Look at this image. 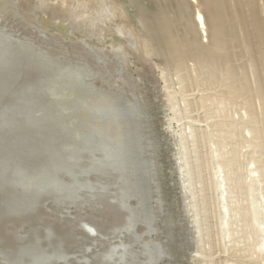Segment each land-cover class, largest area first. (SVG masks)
Listing matches in <instances>:
<instances>
[{
	"label": "rangeland",
	"instance_id": "374dc122",
	"mask_svg": "<svg viewBox=\"0 0 264 264\" xmlns=\"http://www.w3.org/2000/svg\"><path fill=\"white\" fill-rule=\"evenodd\" d=\"M98 2L0 0V264H133L134 260L136 264L141 236L160 249L156 264L217 262L216 246L225 242L216 236L220 207L214 187L219 179L211 171L217 154L210 153L214 147L210 149L202 134L219 130L213 124L220 118L210 120L193 101L184 109L178 96H172L175 81L162 77L161 61L145 57L124 39L128 77L122 73L123 82L113 79L117 74L110 68L111 78L91 77L95 84L85 79L82 87L88 89L75 92L79 97L72 93L75 97L62 99L48 90V81L65 66L86 67L89 61L83 51L87 47L109 52L111 44L118 46L122 30H137L118 2L109 10L95 6ZM34 14L69 22L72 31L56 35L58 28L35 19ZM112 81L122 84L112 94L120 100L123 112L120 121L115 119L117 127L112 121L116 129L105 125L106 131L96 116L90 119L96 109L91 99L99 97L91 90L96 87L104 92ZM106 97L100 100L105 102ZM126 104L138 106L142 116L130 121L133 111ZM193 121L190 133L188 124ZM207 126L212 127L208 130ZM116 132L123 158L106 167L107 154L116 148V142L109 144ZM224 143L227 151L239 146L242 167L253 168L244 164L249 149L239 137L226 138ZM89 147H94V154ZM100 155L104 157L99 160ZM184 164L187 167L181 170ZM244 167L240 176L246 186L252 176ZM134 234L138 239H132ZM240 241L235 245L238 248L231 245L229 258L247 248L249 241Z\"/></svg>",
	"mask_w": 264,
	"mask_h": 264
},
{
	"label": "bare ground",
	"instance_id": "6f19581e",
	"mask_svg": "<svg viewBox=\"0 0 264 264\" xmlns=\"http://www.w3.org/2000/svg\"><path fill=\"white\" fill-rule=\"evenodd\" d=\"M125 1L101 0V2L96 3L95 6L97 5L98 7H104L106 10H109L115 6L114 2H118L121 9L131 17V21L134 23L137 30L135 32H132L130 29L122 30V38L117 41L118 46L111 44L109 52H107V50H100L98 52L95 49L87 47L86 51H83V58L89 61V63L86 62V67L68 65L65 66L64 69L60 68V74L58 73L59 75H57V77L51 78V80L48 81V90L54 94H61L62 99L64 97H70L74 95L72 93L79 92L80 90L82 91L85 82H87H84L85 79L91 77L97 78V80L98 77L111 78L110 68L117 74L113 79L118 78L120 82H123L122 75L125 74V76L128 77L126 68L127 59L125 56L126 50L124 49L123 39L132 49L141 50L145 57H155L160 60L163 66L162 77L168 81L171 79L175 81L177 89L172 96L174 98H176V95L178 96L184 109L189 104V101H193L199 110H204V114L207 115V118L210 117V120H212V118H220L216 123L213 122V127L216 128L217 126L219 128V130L214 132L215 134L212 132H203L202 134V139H204V141L206 140L205 142L210 145V149H212V146L214 147V150L210 151V153L217 154L216 157L213 156L215 158V166L213 169L211 168L212 171L209 170L212 173V177L216 176V179H219V181H217L214 178V182L217 181L214 187L216 188L215 191H217V196H215L218 198L216 199L218 203L215 202L219 204L220 207L218 208L219 211L216 210L219 212V214L217 213L219 217L217 218L218 228L216 229V236L219 235L218 237L221 238V242L225 241L224 243L222 242V247L219 243L217 246L215 245L218 247L217 250L219 252V256L218 254V257L215 256L217 259L214 257L217 262H214L212 259H209V261H211V264H264V0ZM130 8H132L131 13L129 12ZM34 16L35 19L58 28L60 33L56 35L62 36L61 31L63 30L67 32L72 31L71 24L64 20H52L45 14H34ZM133 29L134 28H132V30ZM108 39L112 40L113 38L109 36ZM108 39H104L103 42L109 41ZM83 45L85 46V44ZM1 53L0 51V54ZM7 53L9 54V52ZM91 54L95 55L96 59H93ZM5 55L4 58L6 57ZM91 60H97V62L100 63L90 64ZM110 64L111 66H109ZM169 70L172 71V75L169 74ZM92 78L88 81L92 80ZM94 80L95 79L91 82ZM107 84L109 89L107 88L104 92H100L96 87H94L95 90H91L92 95L95 94V97H99H97V99H91V101L96 103L94 107L96 109L93 112L90 111L95 113L94 115L92 114L93 118L90 119L92 121L96 116V119H98L96 121H101L100 126L102 128L103 126L105 127V125L112 127V121H114L113 124L116 125L117 121H120V117L118 119V116L123 112L120 100L118 101L117 98H115L116 95L112 94L115 90L120 91L122 84L114 81ZM85 88L88 89L87 86ZM89 88H92V85ZM85 90L83 92H85ZM63 91L66 92L64 93ZM93 91H95V93ZM77 95L78 93L76 96ZM106 96L109 98L107 99ZM100 97H106L105 99H107V101H101ZM88 99L90 100V98ZM78 100L81 99L77 98V101ZM91 104L93 105L94 103ZM82 105L83 103L81 106ZM87 106L89 107V105ZM129 106L128 108H131L133 111V114L130 116L131 118L128 117V119H131L130 121H135L142 116L141 109L137 105L135 106L138 108L134 106L133 108L131 105ZM61 108L62 105L60 109ZM83 108L87 109V107ZM64 109L62 110L66 111ZM68 109L69 108H67V110ZM81 110L80 113H82ZM82 111L84 112V110ZM121 119H124V117H121ZM216 119L214 121H216ZM138 123L139 122H137L135 126H138ZM193 123L194 121L188 124L190 133ZM85 124L87 125V123ZM73 125H75V122H73ZM118 125L119 124H117L116 127ZM91 126H93V124H91ZM114 126L112 128L115 130L116 128ZM200 126H202V124ZM81 127L80 125V128ZM98 127L99 126L95 128ZM211 127L207 126L206 129H211ZM75 128L73 131L77 130H75ZM102 128L101 130L106 129L107 131V126L105 129ZM95 134H98V132ZM117 134L119 133L116 132V134L114 133L113 136H111L114 140L110 139L109 143H117L116 148L110 146L111 149L113 148L112 150H114V152L112 150V153L109 151L111 155L108 151V154L105 152L109 155L107 157L108 160L105 159L106 162L103 161L105 162L103 165L106 167L114 166L119 159L121 160V158H123V155H120L117 149L119 144L118 139L115 141V135ZM104 135L105 134L102 136ZM80 136L84 137L82 135ZM236 136L243 142V146L245 145V148L249 149L248 155L246 154L247 156H245L246 159L244 164H249L251 167L253 166L251 169H248L247 166H243L245 171H247L246 173L252 176V178H249L250 181H247L248 183L245 184L246 186H244L245 180L243 179L244 182L242 181L243 176H240L241 172H244V170L241 163L243 160L237 155V147L239 146L235 147L233 145L234 147L231 146L232 149L227 151L226 148L228 145L224 143L226 138H236ZM86 137L87 136H85V138ZM95 137H97V135ZM107 137L110 138L109 135ZM88 138L90 137L88 136ZM136 138H138V136ZM96 141L98 142V140ZM105 141L108 142L107 139ZM105 144L107 145V143H104V147H106ZM107 147L110 149L108 145ZM93 149L89 147V152L92 151L93 153ZM120 150H122V147ZM95 151L97 153V150ZM100 156L104 157V155ZM103 157H99V160L103 159ZM211 161H213V159ZM100 164L102 165V163ZM184 167L187 166L185 164L181 165L180 169L182 170ZM68 168L67 170H70V166ZM153 172L151 167L152 177H154ZM58 173L60 174V171H58ZM135 226L136 224L131 227ZM149 233L148 231L147 234ZM138 238L142 239V244H137L138 246L141 245V250L136 254V264H156L161 256L160 249L149 244L150 242L146 243L143 236ZM138 238L134 234L132 239ZM244 238L247 242L249 241L247 248L243 247L244 249H239L238 252L234 253L233 256L229 258L228 251L232 250V246L238 248L236 244ZM132 244L134 245L135 242L133 241ZM121 245H123V243H121ZM227 245H229V247H227ZM112 252L115 254L119 253L114 249ZM111 260L115 259L111 258ZM134 261L133 264H135Z\"/></svg>",
	"mask_w": 264,
	"mask_h": 264
}]
</instances>
